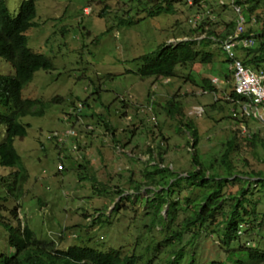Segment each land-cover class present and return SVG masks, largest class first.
<instances>
[{"label": "rangeland", "instance_id": "374dc122", "mask_svg": "<svg viewBox=\"0 0 264 264\" xmlns=\"http://www.w3.org/2000/svg\"><path fill=\"white\" fill-rule=\"evenodd\" d=\"M2 1L14 18L24 0ZM219 1L207 0L208 4L198 9L173 3L172 14H157L165 0H35L32 26L24 32L26 45L49 59L51 68L34 73L21 91L22 99L40 100L44 113L21 118L26 134L13 142L27 172L19 200L6 189L15 169L0 164V257L14 253L3 224L15 226L17 221L29 226L34 238L42 241L41 248L112 249L134 255L136 264L229 263V258L240 255L220 249L221 233L214 227L215 221L209 225V218H203L190 230L185 226V219L198 204H204L201 197L212 187L211 182L201 186L186 176L195 170L194 155L224 176L218 159L223 144L235 133L239 149L231 154L232 171L264 170L263 147L251 149L242 141L249 133L264 139V125L249 120L246 133L241 134L228 118L235 104L228 97L232 87L225 80V53L219 45L210 44L207 51L214 54L212 64L178 66L175 75L167 79H141L137 73L141 58L163 43L175 44L187 40L185 37L200 40L206 29L222 33L235 18L231 0H225L224 6ZM261 11L254 15L262 13L264 17ZM205 19L211 26L191 33ZM260 25L252 27L259 30ZM12 74L11 63L0 58V77ZM204 78L215 91L202 92ZM213 78L218 81L212 82ZM56 98L59 102L53 101ZM78 103L83 105L79 111L82 117L70 114L64 119L61 112L70 113L69 107ZM170 109L173 118L167 114ZM12 110V104L6 105L0 95V117ZM188 123L197 131L194 149L189 134L180 127ZM67 130L75 134L60 135ZM4 136L5 126L0 124V143ZM57 138L64 140L66 147L62 162L57 161L52 147ZM160 158L168 171L165 181L173 187L162 193L144 187L135 192L133 187L145 180L143 173L152 171V163ZM61 164L64 169L57 171ZM80 164L84 169L77 168ZM91 172L95 185L87 178ZM210 173L213 171L206 170V177ZM241 184H229L225 191L234 193ZM226 192L216 220L220 212L231 209L233 201ZM246 197L258 203L257 212L264 213V193ZM168 204L170 209L175 205L176 213L167 223ZM261 218L263 223L232 241L230 249L252 242L264 251V215ZM241 256H247L246 252Z\"/></svg>", "mask_w": 264, "mask_h": 264}, {"label": "trees", "instance_id": "16d2710c", "mask_svg": "<svg viewBox=\"0 0 264 264\" xmlns=\"http://www.w3.org/2000/svg\"><path fill=\"white\" fill-rule=\"evenodd\" d=\"M136 1L138 2L140 0ZM188 1H191V5H188ZM233 2L240 7L241 15L250 26V28H245L243 36H250V38L255 40V45L253 47L236 51V58L240 60L246 68L256 72L260 70L264 71V20H262L264 17L261 15L262 13H256L254 15L256 11H264V0H234ZM165 3L164 8H157V14L161 11L163 13L172 14L174 11L172 6L173 3H180L188 6V8L196 9L208 4L207 0H165ZM34 17L35 0H24L21 2L14 18L9 16L5 3L0 0V58L9 61L13 70L12 76L0 77V95L4 97L6 105L11 103L13 106V110L9 115L0 117V124L5 126V136L3 142L0 143V164L15 169L11 178V183L6 185V189L16 200H19L20 196L23 195L22 186L27 178V172L22 167L20 158L13 146L15 138H22L26 134V127L21 124L19 120L27 116H41L44 113L42 110L43 103L40 100L22 99L21 91L31 82L34 73L38 71H48L51 68L49 59L41 54L32 52L26 45L24 32L32 26ZM259 22H261L260 29H253L252 26ZM204 25H206L207 28L211 26L208 19H205L195 29H192L191 33H196L200 30L203 31ZM225 28L226 29L222 31V33H216L215 30L206 29L204 38L200 40H197L195 37H185L187 40L178 41L175 44L166 45L163 43L159 45L155 51L141 58L142 66L137 72L138 76L141 79L149 77L167 79L175 75L178 66L182 67L194 62L205 65L212 64L214 62V54L207 51V47L210 44L220 45L221 41L235 30V21L226 25ZM240 38L239 36V39ZM224 62L228 64L229 60L225 58ZM201 90L202 92L215 91L210 80L205 78L202 79ZM228 97L238 99L232 89ZM54 101L59 102V99H54ZM224 102L227 103L228 100L225 99ZM212 106L215 105L213 104ZM236 108V105H234V109ZM61 113L64 114L63 112ZM167 114L170 118H173L175 115L172 109H170V111L168 110ZM66 116L69 118L70 114H64L63 118L66 119ZM228 118L234 121L238 127L240 124H244L246 130L249 120L253 121V119L241 117L238 114L236 118L231 117L229 114ZM253 122L256 121L254 120ZM180 127L184 129V132L189 134L192 143L190 146L194 149L198 138L196 128L191 123L182 124ZM239 129V133L243 134L241 128ZM249 134L246 137L244 136L242 141H245L251 149H255L258 145L264 149V139H261L259 135L255 133ZM238 149L234 133L232 138L223 144V150L218 159V167L222 168L224 176H220L216 171L217 169L210 166L211 164L208 166L202 164L197 160L196 155L193 156L192 161L195 170L188 172L186 175L198 185L203 186L209 182H211L212 185L207 195L202 196L200 193L202 196V200H200L204 201V204H198L195 209L193 208L192 214L185 219L186 228L190 230L193 226L198 225L203 218H209V225L215 221L214 227L221 233V240H219L220 249L225 250L229 255L233 253L240 254L236 256L237 258L234 260L229 258V263L211 261L210 264H264V251L259 249L258 246L251 244L252 242H245L244 244H239L238 247L234 249H230V243L232 241H237L243 233L249 230L252 231L257 228L259 224L263 223L261 217L264 215V213L260 214L256 211L258 203L246 197L248 195L252 196L264 193V170L257 172H242V174L234 173V171H232L230 158L231 154L238 152ZM63 151V148H58V154ZM66 156L67 155L64 154L63 157L59 159V162L65 160ZM262 162L264 164V158ZM77 168L84 169L82 164L78 165ZM152 168V171L143 173V178L145 180L137 183L133 187L135 192L140 191L141 188L144 187L145 191L146 188H148L151 189V193H157L156 190L160 189L162 193L164 191H169L171 187H173V183L169 185V183L165 181L168 171H166L163 166L162 158H160V162L154 163ZM209 169L211 172L213 171V173H210L209 176L206 177L205 171ZM88 176V180L95 185L96 179L94 174L91 172ZM244 177L247 178L246 181L243 180ZM84 179H86V177ZM236 182L242 184L234 193L225 191V187L229 186V184L232 186ZM225 192L227 193V198L233 201V203L230 205L231 209L229 212H220V219L216 220L215 214L220 211V204L222 201H225ZM165 203L166 200H163L162 207ZM170 204H168V209H170ZM172 206L167 223L169 220L173 219L176 213L175 205ZM161 210V208L157 209L156 213H160ZM208 215L211 216L208 217ZM3 225L8 231V246L14 250V253H10L9 256H1L0 264H136L138 260L134 255H122L120 251L112 249L107 252H100L77 246L68 247L66 250L41 248L43 245L42 241L34 238L27 224L23 223L21 225V222L17 221L15 226L8 224ZM172 236L180 237L179 234H173ZM243 252H246L247 256L242 257L241 255Z\"/></svg>", "mask_w": 264, "mask_h": 264}, {"label": "built area", "instance_id": "2783aa9c", "mask_svg": "<svg viewBox=\"0 0 264 264\" xmlns=\"http://www.w3.org/2000/svg\"><path fill=\"white\" fill-rule=\"evenodd\" d=\"M187 3L191 5V1ZM234 12L236 13L235 30L227 35L221 41L220 45L226 58L229 60L227 65L228 69L232 72L235 92L243 99L238 107L240 116L249 117L261 125H264V71L260 70L254 72L246 68L241 61L236 58V51L250 47L253 41L250 39V36H243V32L249 23L247 24L245 22L244 17L239 13L238 7H234ZM239 36L242 38L241 40L238 39ZM232 116H235V114L233 113ZM239 128H241L243 133H246L247 130L245 131L244 124H240ZM64 133H60V135ZM58 141L60 143L64 142V140ZM60 169H62L61 166H59V170Z\"/></svg>", "mask_w": 264, "mask_h": 264}, {"label": "bare ground", "instance_id": "6f19581e", "mask_svg": "<svg viewBox=\"0 0 264 264\" xmlns=\"http://www.w3.org/2000/svg\"><path fill=\"white\" fill-rule=\"evenodd\" d=\"M225 0H220L219 2H220V4L221 3H223ZM234 0H231V6H232V11H233V13H234V15H235V19H234V21L236 20V13L234 12V7H238L239 8V13L241 14V10H240V7L239 6H237V5H235L234 4V2H233ZM236 26V25H235ZM239 39V38H238ZM242 38H240L239 40H241ZM253 42H252V45L250 46V47H248V48H251V47H253L254 45H255V40L253 39V38H250ZM219 47H220V49L222 50V47H221V45H219ZM223 51V50H222ZM229 63V62H228ZM228 67V66H227ZM251 70V69H250ZM253 71V70H252ZM254 72H256V71H254ZM225 80L227 81V82H229L230 84H231V87H232V90H233V92H234V94L236 95V97L238 98V99H240V100H238V99H234L233 98V100H231L235 105H236V109H234V106H233V108H231L230 109V116L231 117H233V118H236L237 117V114L240 116V112H239V103L240 102H242V98L241 97H239L237 94H236V92H235V84H234V79H233V76H232V72L228 69V74H226V78H225ZM212 82H214V83H216L218 80L216 79V78H213L212 80H211ZM225 97V96H224ZM57 99V98H56ZM55 99V100H56ZM54 101V100H53ZM54 102H56V101H54ZM83 108V105L81 104V103H78V104H72L70 107H69V110H70V113L69 114H75V117H76V119L78 118H81L82 116H80L81 114L79 113V111L81 110ZM235 114V116H232V114ZM65 114V113H64ZM41 116H43V114L41 115ZM34 117H36V116H34ZM242 117V116H241ZM243 117H245V116H243ZM245 118H249V117H245ZM251 119V118H250ZM19 122H20V120H19ZM245 131H246V127H245ZM241 132H242V130H241ZM243 133V132H242ZM75 134V132L73 131V130H67V131H65V133L63 134V136L64 137H69V136H72V135H74ZM57 140H59V138H57ZM72 149L73 150H77V145L76 146H73L72 147ZM59 168V167H58ZM247 231V230H246Z\"/></svg>", "mask_w": 264, "mask_h": 264}, {"label": "clouds", "instance_id": "9594fccd", "mask_svg": "<svg viewBox=\"0 0 264 264\" xmlns=\"http://www.w3.org/2000/svg\"><path fill=\"white\" fill-rule=\"evenodd\" d=\"M221 5H223V4H221ZM52 143H56L57 144V145H52V147H53V149H55V151H57V161L59 162V159H61L63 157V155L66 153V147L63 146L64 142L63 143H59L58 140H54V141H52ZM58 148H63L65 150V152L63 151L64 154L63 153L62 154H58ZM61 166H62V169H60V170H63L64 169L63 164H61ZM60 170L57 169V171H60Z\"/></svg>", "mask_w": 264, "mask_h": 264}, {"label": "crops", "instance_id": "0c3cea01", "mask_svg": "<svg viewBox=\"0 0 264 264\" xmlns=\"http://www.w3.org/2000/svg\"><path fill=\"white\" fill-rule=\"evenodd\" d=\"M185 133H187V132H185ZM133 134H134V133H132V135H131L132 137H134ZM115 142H116V141H115ZM131 142H132V140H131ZM129 144H130V142H129ZM130 156H133V155H130ZM153 164H154V163H152V165H153Z\"/></svg>", "mask_w": 264, "mask_h": 264}, {"label": "water", "instance_id": "95a60500", "mask_svg": "<svg viewBox=\"0 0 264 264\" xmlns=\"http://www.w3.org/2000/svg\"><path fill=\"white\" fill-rule=\"evenodd\" d=\"M180 42V41H179Z\"/></svg>", "mask_w": 264, "mask_h": 264}]
</instances>
